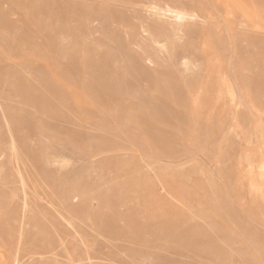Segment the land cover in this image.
I'll return each mask as SVG.
<instances>
[{"label":"rangeland","instance_id":"374dc122","mask_svg":"<svg viewBox=\"0 0 264 264\" xmlns=\"http://www.w3.org/2000/svg\"><path fill=\"white\" fill-rule=\"evenodd\" d=\"M0 264H264V0H0Z\"/></svg>","mask_w":264,"mask_h":264},{"label":"bare ground","instance_id":"6f19581e","mask_svg":"<svg viewBox=\"0 0 264 264\" xmlns=\"http://www.w3.org/2000/svg\"><path fill=\"white\" fill-rule=\"evenodd\" d=\"M57 162V161H56ZM20 186V185H19ZM23 186V185H22ZM21 188V187H20ZM22 191H23V189H22Z\"/></svg>","mask_w":264,"mask_h":264}]
</instances>
